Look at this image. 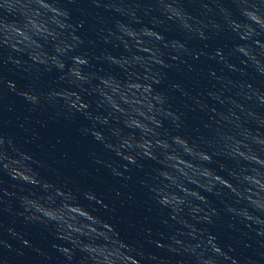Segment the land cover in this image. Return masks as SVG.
Here are the masks:
<instances>
[{"label": "water", "instance_id": "obj_1", "mask_svg": "<svg viewBox=\"0 0 264 264\" xmlns=\"http://www.w3.org/2000/svg\"><path fill=\"white\" fill-rule=\"evenodd\" d=\"M0 264H264V0H0Z\"/></svg>", "mask_w": 264, "mask_h": 264}]
</instances>
